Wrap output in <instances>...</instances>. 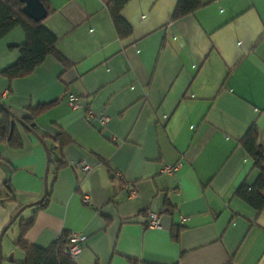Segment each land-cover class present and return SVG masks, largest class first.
<instances>
[{"label": "crops", "instance_id": "1", "mask_svg": "<svg viewBox=\"0 0 264 264\" xmlns=\"http://www.w3.org/2000/svg\"><path fill=\"white\" fill-rule=\"evenodd\" d=\"M107 1L45 0L42 24L70 65L48 57L27 77L0 74L2 103L20 111L56 101L35 130L49 137L60 128L73 140L36 212L47 167L42 143L19 125L21 151L0 142V192L7 181L13 199L0 198V264L18 250L8 230L34 212L23 235L31 245L86 236L75 264H264V211L234 196L258 175L239 144L252 124L264 151V0H200L176 20L177 0H128L126 38L117 36ZM23 42L20 27L0 40V71ZM81 163L86 172L75 167ZM148 212L157 226L147 225Z\"/></svg>", "mask_w": 264, "mask_h": 264}, {"label": "trees", "instance_id": "2", "mask_svg": "<svg viewBox=\"0 0 264 264\" xmlns=\"http://www.w3.org/2000/svg\"><path fill=\"white\" fill-rule=\"evenodd\" d=\"M41 1L48 12L45 0ZM127 1L108 0L105 5L119 38H126L131 33L130 25L121 16V10ZM200 6V0H177L172 12V19L176 20L188 15ZM21 7L22 4L18 0H0V40L16 27H20L24 33V42L18 47L16 61L0 71V74L9 80L27 77L48 57L54 58L65 67L69 66V61L56 49L57 39L43 26V20L38 22L31 20L22 13ZM55 104L56 101H53L15 111L0 101V142L11 151H21L23 149V143L16 129L19 124L15 121V118H18L25 124L27 129L21 125L19 126L27 133L35 136L42 144L44 143L48 152L47 175L51 178L47 184L46 196L41 204L36 205L35 212L43 208L49 201L51 185L55 180L57 171L67 164L63 157V149L73 143V140L60 128L54 136L49 137H41L35 130V119ZM256 139L257 129L252 124L240 139L239 144L253 160V166L258 170V175L250 186L243 183L239 184L234 191V196L241 199L257 213H260L264 211V194H262L264 192V151L256 145ZM100 162L107 167L104 160H100ZM109 177L117 178L115 172L111 171H109ZM2 188L0 198L5 201L13 200L9 196L11 189L7 181L3 182ZM34 214L28 220L21 218L18 220V235L14 245L23 254L20 264H75L73 258L63 254L67 233H62L45 248L31 245L23 239L24 233L34 222ZM17 217L18 215L15 216L14 220H10L6 229L15 222ZM177 234V230L173 231L172 237L176 239ZM130 262L132 261L130 260Z\"/></svg>", "mask_w": 264, "mask_h": 264}, {"label": "built area", "instance_id": "3", "mask_svg": "<svg viewBox=\"0 0 264 264\" xmlns=\"http://www.w3.org/2000/svg\"><path fill=\"white\" fill-rule=\"evenodd\" d=\"M68 99H69V102L71 103L72 107L77 108L80 105L78 98H76L72 95H69ZM107 120H108L107 117L103 116L100 119V122L104 123ZM75 167L81 172H86L88 170L87 165L82 164V163L77 164ZM172 171H173V168H171L170 166L165 167V172L171 173ZM115 176L117 178H121V174L118 172L115 173ZM135 194H136V192L133 189H130L128 191V196H130V197L135 196ZM84 200H87V198H85ZM147 215H148L147 225L148 226H157L158 225V215L153 213V212H148ZM184 220H185V218H181L180 224H182ZM85 238H86V236L80 232H71V233L69 232V233H67L66 245H65V248L63 250V254L68 255L71 258L75 257L80 252L81 243L85 240Z\"/></svg>", "mask_w": 264, "mask_h": 264}, {"label": "water", "instance_id": "4", "mask_svg": "<svg viewBox=\"0 0 264 264\" xmlns=\"http://www.w3.org/2000/svg\"><path fill=\"white\" fill-rule=\"evenodd\" d=\"M21 4V11L22 13L27 16L28 18H30L31 20L38 22L43 20L46 15H47V9L45 8V6L43 5L41 0H18ZM15 121L21 125L23 128L27 129V127L25 126V124L19 120L18 118H15ZM13 124V123H12ZM46 155L48 156V152L46 149L45 144H42ZM47 167H48V161H47ZM47 167L45 170V174H44V179H43V193L41 195V197L36 200L34 203H32V205H37V204H41L46 196L47 193ZM26 206L21 207L16 214L11 218V220H14L15 216H17ZM6 229V227H5ZM5 229H3V232L5 231Z\"/></svg>", "mask_w": 264, "mask_h": 264}, {"label": "rangeland", "instance_id": "5", "mask_svg": "<svg viewBox=\"0 0 264 264\" xmlns=\"http://www.w3.org/2000/svg\"><path fill=\"white\" fill-rule=\"evenodd\" d=\"M15 228H11L8 230L7 234H6V238L7 240H9L10 242H12L15 238H17V235H18V226H14ZM15 231L12 232L11 231ZM21 255V256H20ZM20 258V259H19ZM23 259V254L20 250H15V254H14V258H13V262H11L10 264H20V262L22 261ZM3 264H8L7 262L3 261Z\"/></svg>", "mask_w": 264, "mask_h": 264}]
</instances>
